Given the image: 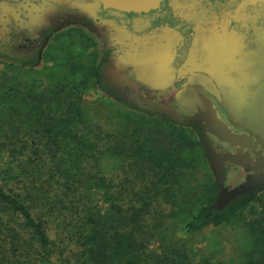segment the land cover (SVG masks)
Here are the masks:
<instances>
[{
	"label": "trees",
	"instance_id": "16d2710c",
	"mask_svg": "<svg viewBox=\"0 0 264 264\" xmlns=\"http://www.w3.org/2000/svg\"><path fill=\"white\" fill-rule=\"evenodd\" d=\"M0 58V264H264V185L224 199L215 180L194 182V132L135 104L105 129L86 99H113L95 52ZM233 224L232 258L178 234Z\"/></svg>",
	"mask_w": 264,
	"mask_h": 264
},
{
	"label": "flooded vegetation",
	"instance_id": "af4514ba",
	"mask_svg": "<svg viewBox=\"0 0 264 264\" xmlns=\"http://www.w3.org/2000/svg\"><path fill=\"white\" fill-rule=\"evenodd\" d=\"M80 1L0 0V57L40 66L74 29L97 54L112 98L191 126L218 197L261 188L264 0H162L149 11Z\"/></svg>",
	"mask_w": 264,
	"mask_h": 264
},
{
	"label": "rangeland",
	"instance_id": "374dc122",
	"mask_svg": "<svg viewBox=\"0 0 264 264\" xmlns=\"http://www.w3.org/2000/svg\"><path fill=\"white\" fill-rule=\"evenodd\" d=\"M86 2V0H81L80 4ZM152 18V17H151ZM74 29H66L59 34L58 41H54L57 50L61 48H66L72 50H85V44H87L85 39H78L75 36ZM71 47V48H70ZM60 53V52H59ZM1 59V58H0ZM86 99L90 102L91 112L93 118L96 119L100 124L110 131L117 130L123 125L125 117V104L119 100L112 99L110 102L106 95H103L101 92H88ZM187 130H191L190 125H186ZM162 141L166 140L165 135L161 137ZM200 155L197 156L198 169L195 172L196 181L202 182L206 179L215 180V175L211 169V165L206 162L203 149L200 147ZM204 157V158H203ZM109 160V159H108ZM106 160L105 163H113L111 160ZM109 168V166H108ZM187 179L188 177L185 176ZM205 179V180H204ZM168 207V208H167ZM164 208L169 211L172 208L171 204H165ZM152 217V215H151ZM169 229H174L169 225ZM50 233L55 237V231L50 230ZM182 240L186 242L189 248L193 250L198 256L205 255L206 253L212 251L218 256L224 258L234 257L237 247L241 245L242 235L241 230L237 224L233 225H221L218 227H208L202 232L197 234H184L183 232L178 233Z\"/></svg>",
	"mask_w": 264,
	"mask_h": 264
},
{
	"label": "water",
	"instance_id": "95a60500",
	"mask_svg": "<svg viewBox=\"0 0 264 264\" xmlns=\"http://www.w3.org/2000/svg\"><path fill=\"white\" fill-rule=\"evenodd\" d=\"M58 4L68 3L72 0H51ZM96 3H102L105 7H114L121 10L149 11L158 8L162 0H94ZM239 189H234L237 192ZM230 194H234L231 192Z\"/></svg>",
	"mask_w": 264,
	"mask_h": 264
}]
</instances>
